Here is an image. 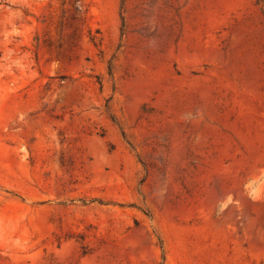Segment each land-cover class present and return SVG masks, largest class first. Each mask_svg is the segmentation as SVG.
<instances>
[{
	"label": "rangeland",
	"instance_id": "1",
	"mask_svg": "<svg viewBox=\"0 0 264 264\" xmlns=\"http://www.w3.org/2000/svg\"><path fill=\"white\" fill-rule=\"evenodd\" d=\"M0 264H264V0H0Z\"/></svg>",
	"mask_w": 264,
	"mask_h": 264
}]
</instances>
